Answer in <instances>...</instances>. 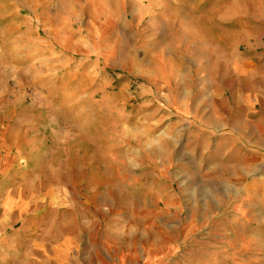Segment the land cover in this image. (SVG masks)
Instances as JSON below:
<instances>
[{
    "label": "rangeland",
    "instance_id": "1",
    "mask_svg": "<svg viewBox=\"0 0 264 264\" xmlns=\"http://www.w3.org/2000/svg\"><path fill=\"white\" fill-rule=\"evenodd\" d=\"M263 21L0 0V264H264Z\"/></svg>",
    "mask_w": 264,
    "mask_h": 264
},
{
    "label": "crops",
    "instance_id": "2",
    "mask_svg": "<svg viewBox=\"0 0 264 264\" xmlns=\"http://www.w3.org/2000/svg\"><path fill=\"white\" fill-rule=\"evenodd\" d=\"M260 27H261V28L263 29V31H264V21L262 22V25H261ZM239 62H240L241 64H243L244 66H246V64L248 63V60L245 59V58H241ZM259 63H260V64H258V66H256V69H258V70H263V71H264V58H263L262 61H259ZM260 72H262V71L257 72V75H258V76L260 75V74H259ZM257 95L263 97V99H264V89L259 90L258 93H257Z\"/></svg>",
    "mask_w": 264,
    "mask_h": 264
}]
</instances>
